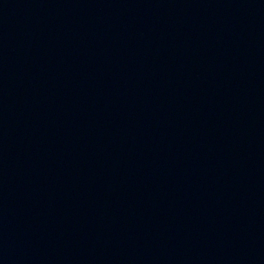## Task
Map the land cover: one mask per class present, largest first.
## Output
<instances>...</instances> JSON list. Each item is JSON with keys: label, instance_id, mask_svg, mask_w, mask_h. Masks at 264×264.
I'll return each mask as SVG.
<instances>
[{"label": "water", "instance_id": "water-1", "mask_svg": "<svg viewBox=\"0 0 264 264\" xmlns=\"http://www.w3.org/2000/svg\"><path fill=\"white\" fill-rule=\"evenodd\" d=\"M77 264H264V0H107Z\"/></svg>", "mask_w": 264, "mask_h": 264}]
</instances>
